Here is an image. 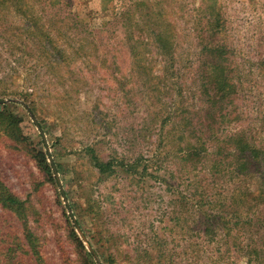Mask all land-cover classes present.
<instances>
[{"label":"rangeland","instance_id":"obj_1","mask_svg":"<svg viewBox=\"0 0 264 264\" xmlns=\"http://www.w3.org/2000/svg\"><path fill=\"white\" fill-rule=\"evenodd\" d=\"M1 101L50 264H264V0H0Z\"/></svg>","mask_w":264,"mask_h":264},{"label":"trees","instance_id":"obj_2","mask_svg":"<svg viewBox=\"0 0 264 264\" xmlns=\"http://www.w3.org/2000/svg\"><path fill=\"white\" fill-rule=\"evenodd\" d=\"M40 28L43 31V27ZM37 37L39 42L44 45L47 42H52V38L48 34H38ZM217 78L218 83H222V74L217 75ZM223 90L224 87L221 91ZM19 125L20 119L13 112L7 111L4 104H0V127L11 133L17 131L22 138ZM244 151L255 152L250 145H247ZM89 153H91V162L99 173L102 175L114 173L119 163L115 167L114 162L104 161L93 148L89 150ZM38 154L41 158V165L48 172L47 175L57 182L58 179L48 162L46 152ZM185 156L188 158L192 155L185 154ZM58 168L60 171L61 166L59 165ZM33 208L29 200L20 198L0 179V217L3 219L0 222V264H50L41 244L42 238L35 233L36 225L34 224L37 220H33L36 215ZM88 255L92 259L91 264H97L93 254L88 252Z\"/></svg>","mask_w":264,"mask_h":264},{"label":"water","instance_id":"obj_3","mask_svg":"<svg viewBox=\"0 0 264 264\" xmlns=\"http://www.w3.org/2000/svg\"><path fill=\"white\" fill-rule=\"evenodd\" d=\"M0 104H4V101H1ZM41 133H42V135H43V140H44V143H45L46 148H47V152H48V156H49V158H50V162H51V164H52V166H53V168H54L55 175H56V177H57V179H58V182H59V184H60V186H61V191L63 192L62 183H61V181H60L59 174H58V172H57V168H56V166H55V162H54L53 157H52V155H51L50 148H49V146H48V143H47L46 138L44 137V133L42 132V130H41ZM67 206H68V209H69V211H70V214L73 216V213H72L71 207L69 206V203H68V202H67ZM79 232H80L81 236H83V238L85 239V237H84L83 232H82L81 229H79ZM85 240H86V239H85ZM90 250L92 251L91 248H90Z\"/></svg>","mask_w":264,"mask_h":264}]
</instances>
